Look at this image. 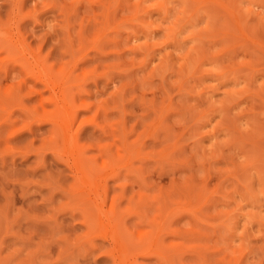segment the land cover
<instances>
[{"label":"rangeland","instance_id":"374dc122","mask_svg":"<svg viewBox=\"0 0 264 264\" xmlns=\"http://www.w3.org/2000/svg\"><path fill=\"white\" fill-rule=\"evenodd\" d=\"M13 1L0 26L41 47L55 86L18 105L25 76L0 77V264H264V0Z\"/></svg>","mask_w":264,"mask_h":264},{"label":"bare ground","instance_id":"6f19581e","mask_svg":"<svg viewBox=\"0 0 264 264\" xmlns=\"http://www.w3.org/2000/svg\"><path fill=\"white\" fill-rule=\"evenodd\" d=\"M14 2V1H13ZM15 2H16V0H15ZM14 2V7L12 6L11 8L13 9V8H16L17 7V4L18 3H15ZM20 2V1H19ZM21 2H22V0H21ZM21 4V3H20ZM20 4H18V5H20ZM10 5H13V3L11 4V1H10ZM18 8V7H17ZM14 9L15 11L16 10H18V9ZM10 11V10H9ZM17 12V11H16ZM18 20V19H17ZM16 20V22H17V24H18V21ZM6 21V20H5ZM0 22H4V20H2V21H0ZM2 23H0V25H1ZM3 24H5V23H3ZM7 24V23H6ZM5 24V25H6ZM16 27V26H15ZM16 29H17V27H16ZM15 29V30H16ZM20 47H21V49H20ZM41 48V47H40ZM40 48L39 49H37V50H35V51H33L31 48H30V44L29 43H26V40H25V37L21 34V32H17V34L16 33H13L11 30H4L3 28H2V26H0V53H4V54H6V56H7V58H11V60H12V65L11 66H5V68L3 67L4 66V64H3V66H1V68L3 67L4 68V71L2 72L3 73V75H1L0 77H2L1 79L3 80H5V78L7 77V75L9 74V72L10 71H12V70H14V71H16L17 72V75L16 76H20V78L21 77H23V76H25V77H23V78H21V80L19 81V84L17 85V86H15V88L14 89H16V92L13 94L14 95V98L15 97H18L19 99H18V101L19 100H21V103H23L24 101H28V100H31L32 98H33V94H36V96L39 94L40 96L42 95V93H43V90H44V88L47 90V89H50L52 86L54 87L55 85H54V83H51L47 78H46V73L45 72H47L46 70H44L45 69V67H43L44 66V64L42 65V63H41V58L39 57V52H40ZM16 51H17V54H14V53H16ZM42 51V50H41ZM16 56V59L15 58H12V56ZM1 59H3V58H1ZM14 59V60H13ZM10 60V59H9ZM10 62V61H9ZM8 63V62H7ZM15 64V65H14ZM39 65H41V67L39 66ZM16 67H17V69H16ZM52 69H54V68H52ZM63 70V69H62ZM45 71V72H44ZM23 72V73H22ZM57 72H60V71H57ZM56 72V73H57ZM21 73H22V76H21ZM44 73H45V75H44ZM61 74H62V72H60ZM66 73V72H65ZM20 74V75H19ZM65 75V74H64ZM66 77L68 76V75H65ZM70 76V75H69ZM73 76V75H72ZM71 76V77H72ZM58 77H60V76H58ZM57 77V78H58ZM74 77V76H73ZM72 77V78H73ZM19 78V79H20ZM55 78V77H54ZM68 78H70V77H68ZM1 80V81H2ZM60 80V79H59ZM66 79L64 78V81H65ZM68 80V79H67ZM63 81V80H62ZM58 82V81H57ZM65 83V82H64ZM51 84H52V86H51ZM63 84V83H62ZM64 85V84H63ZM49 86H51V87H49ZM14 87V86H13ZM41 89H40V88ZM52 87V88H53ZM64 87V86H63ZM22 88L24 89V88H26V92H24V94L23 93H21V92H23L22 91ZM52 88H51V90H52ZM2 88H0V90H1ZM2 91V90H1ZM8 91L9 92H5V93H7V94H5L4 96L3 95H0V102L2 101V102H4L5 100H6V104H8L11 100H8L9 102H7V99L8 98H10V96H12L11 94L14 92H12L11 93V89L9 88L8 89ZM81 91V90H80ZM87 91V90H86ZM36 92H38V94L36 93ZM53 91H51V93H52ZM11 93V94H10ZM57 93V92H56ZM83 93V92H82ZM81 93V94H82ZM22 94V95H21ZM50 94V93H49ZM70 94V93H69ZM85 94V93H84ZM87 94H88V92H87ZM89 95V94H88ZM35 96V97H36ZM53 96H54V94H53ZM53 96H51L50 98H48V97H46V98H42L43 99V102H46L47 100L48 101H50V102H47V104L49 105L51 102H52V104L54 103L55 105H53V106H55L56 107V109H57V107H59V105L57 104V97L55 98V97H53ZM60 96V95H59ZM68 96V95H67ZM66 96V97H67ZM85 96H86V94H85ZM90 96V95H89ZM7 97V98H6ZM13 97V96H12ZM64 97V96H63ZM69 97V96H68ZM84 97V96H83ZM12 100H13V98H11ZM15 99H17V98H15ZM44 99H45V101H44ZM63 99V98H62ZM65 99V98H64ZM66 100V99H65ZM68 100H70L71 101V99H70V97L68 98ZM75 100H76V98H75ZM82 100V99H81ZM84 100H86V99H84ZM17 101V102H18ZM27 101L25 102V103H27ZM72 101H74V100H72ZM71 101V102H72ZM17 102H15L16 104H21L20 103V101H19V103H17ZM42 102V104L40 105L41 107L43 106H45L46 105V103L44 104ZM66 102V101H65ZM64 102V103H65ZM71 102H70V104H71ZM88 102V101H87ZM60 103V102H59ZM63 103V104H64ZM75 102H73L72 104H74ZM92 103V102H91ZM94 103V102H93ZM1 104V103H0ZM67 104V103H66ZM69 104V103H68ZM72 104H71V106H72ZM84 104V103H83ZM87 104H90L89 102L88 103H85L84 105H82V107H84V108H89L88 106L89 105H87ZM47 105V106H48ZM76 105V104H75ZM73 106V108H71V106H67L68 107V109L66 108V111L68 110V111H70L71 110V112H73V110H75V107L77 106V107H79L78 105H76V106ZM16 106V105H15ZM20 106H23V105H20ZM18 107V106H17ZM35 107H37V106H35ZM42 107V108H43ZM63 107H64V105H63ZM62 107V108H63ZM76 107V109L78 110V108ZM81 107V104H80V107L79 108H81L82 110L84 109V108H82ZM19 108V107H18ZM38 108H40V107H38ZM59 108H61V107H59ZM61 108V109H62ZM69 108H70V110H69ZM99 108V107H98ZM35 109V108H34ZM37 109V108H36ZM35 109V110H36ZM27 110V109H26ZM55 110V109H54ZM63 110V109H62ZM64 110H65V108H64ZM63 110V111H64ZM85 110H87V109H85ZM89 110V109H88ZM87 110V111H88ZM30 111H31V109H30ZM58 115H60L61 113H60V109H58ZM36 112L38 113V109L36 110ZM49 113H51V114H54L52 111L50 112V111H48ZM47 112V113H48ZM77 112H79V111H77ZM85 112V111H84ZM28 113L30 114L31 112H29L28 111ZM35 113V112H34ZM33 113V114H34ZM47 114V115H51V114ZM56 113L57 112H55V114H54V117H53V119L51 118L50 120L51 121H49V118H48V122H52L51 123V125L53 126L54 125V127L57 125V123L58 122H56L57 121V119H58V116H56ZM64 113H66V112H64ZM94 113V112H93ZM32 114V113H31ZM30 114V115H31ZM33 114H32V116H33ZM44 114H46V113H44ZM46 115V117H48ZM66 115V114H65ZM67 115H68V113H67ZM66 115V116H67ZM93 115H95V114H93ZM22 116V115H21ZM36 116V115H35ZM34 116V117H35ZM45 116V115H44ZM56 116V117H55ZM65 116V117H66ZM70 117H71V115H69ZM76 116H78V114H76ZM28 117V116H27ZM31 117V116H30ZM33 117V118H34ZM60 117H61V115H60ZM72 117H73V114H72ZM32 118V117H31ZM45 117H43V118H41V120L42 119H44ZM57 118V119H56ZM62 118V117H61ZM60 118V119H61ZM68 118V117H67ZM35 119H37L38 121H39V123H41V120H39L40 118L39 117H36ZM35 119H33L34 121H35ZM71 119V118H70ZM73 119V118H72ZM36 120V121H37ZM45 121H46V119H44ZM43 120V121H44ZM59 120V119H58ZM74 120V119H73ZM72 120V121H73ZM32 121V120H31ZM33 121V122H34ZM62 121H64L63 119H62ZM89 121V120H88ZM87 121V122H88ZM91 121H92V119H91ZM13 122V121H12ZM28 122H30V121H28ZM90 122V121H89ZM94 122V121H93ZM93 122H90V123H92L93 124ZM32 123V122H31ZM34 123H36V122H34ZM63 123V122H62ZM65 123V122H64ZM95 123V122H94ZM14 124V123H13ZM16 124V123H15ZM29 124V123H28ZM81 124V123H80ZM31 125V124H30ZM33 126H34V124H32ZM37 125H38V123H37ZM9 126H10V124H9ZM57 126H59V124L57 125ZM57 126H56V128H57ZM65 126V125H64ZM67 126V125H66ZM66 126L64 127L65 129H64V131L66 130ZM99 126V125H98ZM29 127V126H28ZM38 127V126H37ZM54 127H52V128H54ZM59 128V127H58ZM57 128V129H58ZM95 128H96V126H95ZM101 128V127H100ZM60 129V130H59ZM58 129V131L60 132V131H62V129H61V127ZM68 129V128H67ZM102 129H104L103 127H102ZM55 130V129H54ZM78 130V129H77ZM32 131V130H31ZM51 131H52V129H51ZM57 131V134H59V132ZM74 131H76V130H74ZM73 131V132H74ZM103 131V130H102ZM105 131V130H104ZM120 131V130H119ZM65 132H67V131H65ZM64 132V133H65ZM79 132V131H78ZM52 133H54V131H52ZM63 133V134H64ZM121 133V132H120ZM22 134V133H21ZM28 134V133H27ZM68 134V133H67ZM73 134H75V133H73ZM73 134H69V135H73ZM104 134V133H103ZM53 135V134H52ZM78 135H80V134H78ZM106 135V134H105ZM56 137H57V135H56V133H55V139H56ZM100 137V136H99ZM53 138H54V136H53ZM60 138V137H59ZM67 138L69 139V141H71V146L70 145H68L69 147H70V150L72 149V151L73 150H78L79 148H80V145L78 144V141H77V138L76 137H74V136H71V137H68L67 136ZM82 138V137H81ZM123 138V137H122ZM63 139V138H62ZM61 139V140H62ZM67 139V140H68ZM100 139H102V138H100ZM58 140V139H57ZM60 140V139H59ZM68 141V142H69ZM99 141V140H98ZM122 141H123V139H122ZM68 142H66L67 144H68ZM63 142H60V144H62ZM66 143H65V146H66ZM83 145V144H82ZM87 145V144H86ZM89 145V144H88ZM99 146H100V144H98ZM106 144H103L102 146L104 147ZM127 145V144H126ZM84 146V145H83ZM90 146V145H89ZM112 146V145H111ZM111 146L110 145H108L107 146V148L109 147V148H111ZM128 146V145H127ZM69 147H68V149H69ZM92 147V146H91ZM101 147V146H100ZM99 147V148H100ZM103 147H101V150L99 149V148H96V149H98L99 151H98V153H100L99 154V156H94V154H92V155H89V156H87L86 154L87 153H85V155H83L82 157H79V158H76V160L75 159H73V161H74V164L71 166L72 167V169H73V171H74V173H75V175H77L76 176V178L78 179V180H81L79 183H81V182H88V181H90V175H91V173L93 172V171H95L96 169H95V167H96V162H98V159L99 158H105V156H106V158L105 159H102V165H104L106 168H107V166L108 165H111L112 164V162H110V156H111V154L109 155V153H108V149L106 148V147H104V149L105 150H103ZM89 149H90V147H88ZM95 148V147H94ZM124 148V147H123ZM67 149V150H68ZM81 149V148H80ZM84 149V151L86 150V148H83ZM119 149V148H118ZM125 149H126V147H125ZM124 149V150H125ZM109 150H111V149H109ZM114 150V149H113ZM72 151H70L71 153H72ZM80 151V150H79ZM87 151V150H86ZM106 151V152H105ZM128 151V148L125 150V152H127ZM67 152H69V151H67ZM78 152V151H77ZM114 152V151H113ZM117 152H120V149L117 151ZM76 153V152H75ZM81 153V152H80ZM79 154V153H78ZM77 154V155H78ZM123 154H124V156H123ZM59 155V154H58ZM61 155V154H60ZM72 155V154H71ZM115 155V154H114ZM119 155V154H118ZM92 156V157H91ZM125 156H127V155H125V153H122V157H125ZM60 157V156H59ZM73 157H76V156H74L73 155ZM99 157V158H98ZM109 159H108V158ZM116 157V156H115ZM68 158V157H67ZM72 158V157H71ZM117 159V158H116ZM109 160V161H108ZM112 160H114V159H112ZM128 160V159H127ZM66 162H67V160H66ZM121 161H119V163H120ZM125 163V162H124ZM127 163V162H126ZM114 165V164H113ZM118 165L119 164H117V167H118ZM120 166V165H119ZM112 167H114V166H112L111 165V167H110V169H112ZM123 167V166H122ZM121 168V167H120ZM126 168H127V166H126ZM108 169V168H107ZM115 169V168H114ZM119 169V168H118ZM102 170H104V168L102 169ZM122 170V169H121ZM120 172V171H119ZM73 173V172H72ZM94 173V172H93ZM93 173H92V175H93ZM113 174V173H112ZM116 174H117V172H116ZM115 174V175H116ZM73 175V174H72ZM119 175V174H118ZM124 175V174H123ZM137 175V174H136ZM91 177H94V175L93 176H91ZM106 177H109V176H106ZM112 177H117V176H112ZM76 178H74V180L73 181H75V179ZM110 178V177H109ZM86 179V180H85ZM96 179V177L94 178V180ZM103 179V178H102ZM104 179H106V178H104ZM103 179V180H104ZM108 179V178H107ZM93 180V181H94ZM138 180V179H137ZM142 181H144V179H141ZM76 182V181H75ZM91 182H92V180H91ZM90 182V183H91ZM79 183H78V185H79ZM143 183H145V182H143ZM142 183V184H143ZM77 184V183H76ZM97 184V183H96ZM106 184H107V182H106ZM88 185V184H87ZM91 185L92 184H90V187H91ZM121 185V184H120ZM144 185V184H143ZM82 186V185H81ZM93 186V185H92ZM107 186V185H106ZM121 186H123V185H121ZM120 186V187H121ZM88 187V186H87ZM123 188V187H122ZM140 188V187H139ZM142 188V187H141ZM88 190H89V187L87 188ZM86 189V190H87ZM124 189V188H123ZM91 190V189H90ZM98 190V189H97ZM107 190V189H106ZM105 190V191H106ZM122 190V189H121ZM89 192V191H88ZM94 194V193H93ZM95 195H96V193H95ZM103 195V194H102ZM107 195H108V193H107ZM94 196V195H93ZM83 197V196H82ZM85 197V196H84ZM99 199H100V197H99ZM86 200V199H85ZM90 200H93V199H89V201ZM91 202V201H90ZM99 202H101V200L99 201ZM102 202H105L104 201V199H103V201ZM112 202V201H111ZM98 203V202H97ZM106 203V202H105ZM84 204H88V203H84ZM164 205V204H163ZM88 207V206H87ZM110 207H112V205L110 206ZM80 208V207H79ZM89 208V207H88ZM96 209V208H95ZM104 209V208H103ZM84 210L87 212V214L89 213V211H87L85 208H84ZM97 211H98V213H99V208H97L96 209ZM96 210H94V213H95V211ZM104 211H106V210H104ZM104 211H103V213L102 214H104ZM115 211V210H114ZM100 212H102V209L100 210ZM139 212V211H138ZM91 214H92V212H90ZM109 213H111L112 214V212L110 211ZM114 213V212H113ZM143 213V212H142ZM84 216H85V218H84V216H83V221L82 222H84L85 220H87L86 221V225H87V223H92V222H96L97 220H94V221H92V219H94V218H96V215L95 214H97V213H95L94 214V216H90V217H88V219L90 218L91 220H90V222H89V220L87 219V217H86V215L87 214H85V212L84 213H82ZM110 214V215H111ZM138 214V213H137ZM136 214V215H137ZM113 215V214H112ZM139 215H141V213L139 214ZM101 216V215H100ZM138 216V215H137ZM94 217V218H93ZM98 217V216H97ZM103 217H104V215H103ZM107 217V216H106ZM115 218V217H114ZM85 219V220H84ZM108 219V218H107ZM140 219V218H139ZM146 219V218H145ZM109 220V219H108ZM106 221V220H105ZM94 222V223H95ZM118 222V221H117ZM97 223L99 224V222L97 221ZM101 223V222H100ZM119 223V222H118ZM98 224H97V226H96V228H95V226L94 227H91V228H95V229H99V230H101L102 229V227L100 228V226L101 225H99L98 226ZM115 224H117V223H115ZM139 224V223H138ZM90 226V225H89ZM89 226H88V228H89ZM136 226V225H135ZM138 226H141V223H140V225H138ZM103 227H104V225H103ZM117 227H118V225H117ZM137 227V226H136ZM90 229V228H89ZM113 229V228H112ZM122 229V228H121ZM91 231H92V229H90ZM98 230V231H99ZM111 230V229H110ZM115 230V229H114ZM87 231H89V230H87ZM95 231V230H94ZM101 232V234H102V230L100 231ZM113 232V231H112ZM123 232V231H122ZM89 233H90V231H89ZM104 233V232H103ZM110 233H111V231H110ZM127 233V232H126ZM133 233V232H132ZM91 234H92V232H91ZM115 234V233H114ZM114 234H112V237H111V235L109 236V237H111L113 240H117L118 241V238H119V236L117 237L116 236V234L114 235ZM119 234V233H118ZM142 234V233H141ZM88 235V234H87ZM124 235H125V232H124ZM85 236H86V234H85ZM89 236V235H88ZM129 236V235H128ZM108 237V238H109ZM117 237V238H116ZM121 237V236H120ZM125 237V236H124ZM123 237V238H124ZM126 237H127V234H126ZM125 237V238H126ZM123 238H121V239H123ZM105 239V238H104ZM141 239V238H140ZM114 241V242H115ZM156 241V240H155ZM122 242H123V240H122ZM121 242V243H122ZM127 242V241H126ZM125 242V243H126ZM128 242H130L129 240H128ZM154 242V241H153ZM143 243V242H142ZM140 243H138L137 244V246L139 245ZM144 244V243H143ZM118 245V244H117ZM142 245V244H141ZM116 246V245H115ZM131 246V245H130ZM129 246V247H130ZM136 246V247H137ZM108 247H110V246H108ZM119 247V246H118ZM120 247H122V246H120ZM125 247V246H124ZM139 247V246H138ZM137 247V248H138ZM131 248V247H130ZM149 248V247H148ZM112 249V248H111ZM110 249V250H111ZM141 250V249H140ZM151 250V249H150ZM109 251V250H108ZM132 251V250H131ZM111 252V251H110ZM110 252H108L109 253V255L111 256V254H110ZM121 252V251H120ZM123 252V251H122ZM127 252H128V250H127ZM141 253V252H140ZM142 254V253H141ZM145 253H143V255H144ZM120 255V254H119ZM147 253L144 255L145 257H147ZM114 256V255H113ZM147 258H150L149 256L147 257ZM120 259V258H119ZM136 259V258H135ZM117 261V260H116ZM154 263V262H153Z\"/></svg>","mask_w":264,"mask_h":264}]
</instances>
